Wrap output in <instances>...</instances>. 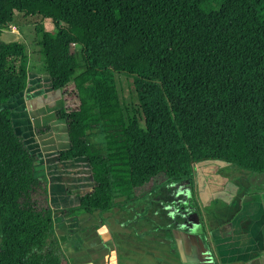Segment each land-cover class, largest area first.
Segmentation results:
<instances>
[{"label":"trees","instance_id":"16d2710c","mask_svg":"<svg viewBox=\"0 0 264 264\" xmlns=\"http://www.w3.org/2000/svg\"><path fill=\"white\" fill-rule=\"evenodd\" d=\"M15 14L39 20L46 90L71 85L77 108L56 101L69 146L42 182L1 111L26 88L29 48L0 40V264H70L60 217L103 214L157 176L190 178L202 161L264 175V0H0V34ZM78 161L92 189L72 193L60 179Z\"/></svg>","mask_w":264,"mask_h":264},{"label":"crops","instance_id":"0c3cea01","mask_svg":"<svg viewBox=\"0 0 264 264\" xmlns=\"http://www.w3.org/2000/svg\"><path fill=\"white\" fill-rule=\"evenodd\" d=\"M10 29H4L2 33L4 31L6 34H11L13 30ZM36 68L45 71L44 59L39 49L35 52L29 49L26 88L21 95L3 100L1 111L11 119L14 131L20 136L28 150L40 160L44 167V179L49 183L51 173L47 167L48 164L54 163L58 152L69 146L65 123L57 118V109L55 110L54 106L59 99L58 109L75 110L77 108L76 96L71 85L60 91L46 90V74L36 72ZM57 93L59 96L56 95ZM70 103H75V105L70 107ZM49 114L53 117L48 122L47 115ZM45 121L48 122L47 125ZM240 171L250 175L245 176L246 179L242 182V175L234 180L235 183L230 182V187L236 188L237 192L225 189L223 194H212L211 191H208L210 194H201L200 198L203 199L204 208L197 210L196 213L208 222L209 227H198L195 233H188L187 229L177 230L175 239L179 240V244L173 243V251L176 254L174 262L179 261L182 264H264V193L256 194L255 191V194H242L245 191H253L249 183L252 173ZM217 177H221L220 172ZM217 184L222 190L221 185ZM242 184L246 186L244 189ZM217 196H221L222 199L219 204L216 200ZM121 211L125 214L124 210ZM190 213L193 215L195 211L186 210V215ZM84 215L85 217L80 218L88 221L83 226L70 224L69 219L72 218L60 217L61 221H58L56 227L61 247L69 263L118 264L117 243L111 240L113 235L108 233V225L105 227L100 223V218L95 215ZM65 226L69 228L67 233H65ZM88 226L93 227L92 229L89 227L92 233L79 235L71 242H66L65 237L71 238V228L82 232L81 230H88ZM98 228H100V234L94 231ZM77 242H80L79 246L76 245ZM121 244V250L124 251V241ZM96 245H101V248L94 251ZM127 260L124 264H129ZM144 263L149 264V262Z\"/></svg>","mask_w":264,"mask_h":264},{"label":"rangeland","instance_id":"374dc122","mask_svg":"<svg viewBox=\"0 0 264 264\" xmlns=\"http://www.w3.org/2000/svg\"><path fill=\"white\" fill-rule=\"evenodd\" d=\"M89 16L109 26L116 27L114 15L99 8L91 9ZM38 21L36 19L31 20V17L28 16L17 20V14H15L10 27L11 29L15 27L18 31H11V34H6L3 31L0 34V40L24 43L28 45L31 51L35 52L39 48L35 47V43L32 44L35 37L33 22ZM43 22L46 30L55 29L51 21L47 20L45 22L44 20ZM145 47L161 56H166V53L161 49L154 48L148 44ZM77 50L76 48L75 51ZM37 71L45 73L44 69L37 70L36 68ZM123 85L126 89V81L124 80ZM74 105L75 103H72L70 107ZM47 117L49 122L53 116L49 114ZM48 122L45 121L46 125ZM89 140L100 144L104 142L100 133L91 135ZM25 143L27 142L25 141ZM43 168L42 165L36 167L37 177L42 179V182L45 181ZM68 168V173L61 176L60 179L67 189L71 190L72 193H83L92 189L89 171L85 162L78 161L74 165L70 164ZM194 168L193 176L180 181L168 180L163 175L157 176L142 188L134 191V197L127 202L124 203L123 198H116L114 201L117 205L114 209L103 214L98 212L92 214L100 218V223L105 227L108 225V233L113 235L111 240L117 243L116 259L118 264H124L127 259L129 264H145L144 262H149V264H182L179 261L174 262L176 254L173 251V243L179 244V240L175 239L177 237L176 231L187 229L188 233H195V230L199 229L198 227H209L208 222L202 219L200 214L196 213L197 210L204 208L203 199L200 198L202 197L201 194H210L208 191H211L212 194H223L225 189L237 192L236 188L230 187V182L235 183L234 180L241 175L242 182L243 179H246L245 176L249 174L243 173L232 164L217 161H202L196 164ZM219 172L221 173L220 178L217 177ZM217 183L221 185L222 190H220V186ZM249 183L253 191H245L242 194H255V191L256 194L264 193V175L252 173ZM242 186L243 189L246 187L245 184H242ZM216 200L218 204L221 203V196H217ZM189 209L192 212L195 211V213L186 215V210ZM121 210H124L125 214ZM54 215L55 217L61 216L59 212H55ZM74 215L69 217L74 219H71L73 222L69 219L70 224L83 226L87 223L88 220L80 218L85 217L84 214L79 215L76 213ZM87 218L89 219V217ZM65 227V233H67L69 228L68 226ZM89 227L93 228L88 226V230H81L82 232H77L78 229L71 228V238L65 237L66 242H71L79 235L84 236L92 233ZM100 228L103 229V227ZM100 228L94 229V231L100 234ZM123 241L125 243L124 251L121 250ZM76 245L79 246L80 242H77ZM100 248L101 245H96L94 251Z\"/></svg>","mask_w":264,"mask_h":264},{"label":"built area","instance_id":"2783aa9c","mask_svg":"<svg viewBox=\"0 0 264 264\" xmlns=\"http://www.w3.org/2000/svg\"><path fill=\"white\" fill-rule=\"evenodd\" d=\"M13 31L17 32L15 28H12Z\"/></svg>","mask_w":264,"mask_h":264}]
</instances>
